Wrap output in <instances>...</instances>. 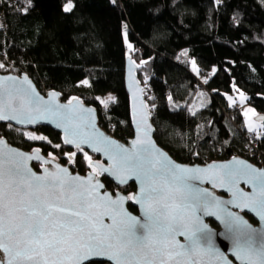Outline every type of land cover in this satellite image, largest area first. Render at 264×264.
<instances>
[{"label":"trees","instance_id":"trees-1","mask_svg":"<svg viewBox=\"0 0 264 264\" xmlns=\"http://www.w3.org/2000/svg\"><path fill=\"white\" fill-rule=\"evenodd\" d=\"M23 2L0 0L2 73L28 74L42 93L58 91L63 101L80 97L97 108L104 128L105 121L118 139L127 141L134 135L125 86L131 56L140 67L161 147L184 164L244 157L248 129L242 111L229 118L231 106L239 103L228 96L243 92L264 115V0H72L70 13L62 10L67 0H32L27 14L18 10ZM204 74L209 78L201 83ZM109 93L115 100L103 110L97 98ZM202 95L204 105L198 108ZM25 133L46 139L30 140ZM256 134L257 157L264 161V130ZM0 136L62 162L74 150L63 145L60 133L44 126L24 130L0 122ZM75 152L70 167L84 174L87 152ZM104 182L116 189L108 178ZM134 190L130 185L124 193ZM130 210L137 213L131 205Z\"/></svg>","mask_w":264,"mask_h":264},{"label":"snow or ice","instance_id":"snow-or-ice-1","mask_svg":"<svg viewBox=\"0 0 264 264\" xmlns=\"http://www.w3.org/2000/svg\"><path fill=\"white\" fill-rule=\"evenodd\" d=\"M32 6V0H24L18 10L27 14ZM74 7L67 0L62 10L70 13ZM124 36L126 40L127 33ZM3 68L5 64L0 63ZM193 68L197 70L194 61ZM82 83L88 85L87 80ZM56 96L51 93V99L45 101L27 77L23 81L0 78V121L32 124L50 117L63 129L64 143L75 144L80 151L82 144L102 145L95 150H102L111 163L108 167L93 163L84 153L92 169L88 177L74 176L59 165L55 171L45 167L37 174L29 161L50 163L39 150L29 155L0 148V264H98L101 260L111 264H203L205 256L216 258V264H228L214 249L204 216L225 225L232 234L233 254L242 264H264V240L257 244L251 225L228 208L247 209L264 220V171L235 158L232 163L206 168L174 163L153 142L147 112L136 120L137 135L125 147L97 132L94 110L83 108L78 98L59 105ZM112 99L108 97V101ZM108 101L100 103L107 107ZM249 131H255L251 123ZM25 135L30 140L46 139ZM3 143L0 139V145ZM68 156L70 163L76 162L75 152ZM102 173L117 177L119 183L138 180V193L116 194L115 198L107 191L101 193L104 185L96 177ZM205 181L211 189L225 188L231 199L224 200L199 186ZM242 181L252 186L251 193L240 188ZM125 201L140 205L141 216L130 214Z\"/></svg>","mask_w":264,"mask_h":264},{"label":"water","instance_id":"water-1","mask_svg":"<svg viewBox=\"0 0 264 264\" xmlns=\"http://www.w3.org/2000/svg\"><path fill=\"white\" fill-rule=\"evenodd\" d=\"M133 61L135 63H133ZM139 69H140V67L137 64V62L134 60V58L131 56H128L126 59V68H125V86H126L127 93L129 95L130 115H131V123H132V129H133L134 135L131 139H129L127 141H122V140L117 139V138L113 137L112 135H110L99 124V114H98L97 108L95 106H91V105L86 104L80 97L75 96L76 98H78L81 101L83 108L94 110V112H93L94 121L93 122L95 125V129L97 130V132L100 135H102L103 137H107L110 140H115L118 143L124 145L125 147H130V142L137 135L136 120L139 118V116L143 112H147L148 123L152 126V131L150 133V136H151L153 142L155 143L156 147L158 149H160L161 151H163L169 157V159H171L174 163L182 165V166H187V167L206 168L209 165H213V164L219 165V164L232 163L234 161V158H235V160L242 161L244 164L250 165L252 168H254L256 170L264 171V168H260L259 166L255 165L254 163H252L248 159H246L244 157H239V156H234L228 160L213 161V162H210L207 164H184V163L178 162L174 158V156L171 153H169L167 150H165L163 147H161L156 140V137H155L156 129H155L154 124L152 122V110H151L150 105L148 103V100L146 98V89L144 88V86H143V84L139 78V75H138ZM9 76L18 80V81H23L24 78L27 77V80L30 82L31 86L40 95V97H42L45 101H48L51 99V97H50L51 93L57 94L56 100H55L56 104L66 105L69 101V100L63 101L62 95L58 91H49L47 94L42 93L40 91L38 85L36 84V82L28 74L17 75V74H13V73L4 74V73L0 72V78L6 79ZM24 86L27 87V85H24ZM257 120L258 121H264V115L259 116ZM0 122L4 123V124H10L13 127H16L19 129H24V130H34L40 126L52 128L54 131L60 133L61 140H62V143L64 146L71 148V149H77L75 144L64 143L65 133H64L63 129L57 127L54 120H52V118H50V117L48 119L41 120V121H38V122L32 123V124L17 123L16 121H0ZM85 131H89V129H85ZM0 139H2L4 141V143L2 145H0V148H3L5 151H7L8 149H11L14 151L23 152L25 154L35 155V150H39V149H34L32 151H27V150H24L20 147H17V146L10 144L9 141L5 137L0 136ZM96 147L102 148V145H99V144H97V145L82 144L81 145V148L84 151L88 152L89 154H91L95 157H99L101 159V161H98L95 163H99V164H102L104 167H108L109 164L111 163V161L107 158V156L104 154V152L102 150L96 151L95 150ZM39 155L43 158V160L50 161V163L44 164L42 160H37V159H33V160L29 161L28 162L29 167L32 168V170L34 172H36L37 174H42L44 168L45 167L49 168V166H51V168H49V170L55 171L56 165H59L60 167H66L68 169L69 173L74 175V176L79 175L81 177H88L89 174L92 172V169H91V170L87 171L85 174H81L79 172L74 173L70 169L69 166H63L62 164H59V163L55 162L54 160L47 158L40 150H39ZM36 163L40 164V166H41L39 171L36 170L34 167V164H36ZM88 167H89V165H88ZM97 171H99V170H97ZM104 178H108L119 189H123V188L130 186V185H134L136 190L131 192V193H127V194L122 192L121 190H117V191L113 192L110 189H108L106 183L103 180ZM96 179L101 184L104 185V187L99 189V191L101 193L107 191L109 194L113 195V198L116 197V194H119L122 196H127L129 194L138 193V191H139V181L135 180V179L129 178V179H127V182L119 183L118 178L112 176L110 173H102V174L98 175L96 177ZM197 183H199V182H197ZM199 186L213 190L217 196L221 197L224 200L231 199V194L228 193L225 188L217 187L216 189H211V184L207 181H205L203 184H199ZM239 186L241 189H243L245 192H248V193H251L253 190L252 186L250 184H246L243 181L240 183ZM130 205L137 209V213L130 210ZM124 207L132 215L141 216V214H142V209H141L140 205H138L134 202L125 201ZM228 208L230 211L238 213L240 216H242L248 222L249 225H251V228L256 233L257 244H259V242L261 240H264V220H261L259 218V216H257L254 212H252L250 210L245 209L242 211L239 208H236V207L231 206V205H229ZM246 215L254 218V220L256 221V224H254L250 220V218ZM203 219H204V222L208 224V226L211 230L214 249L217 250L220 254H222V256L225 258V260L228 262V264H242V261L238 260L236 258V256L233 254L234 244H233L232 234L226 230L225 225L223 223H221L219 220H217L215 217L204 216ZM105 222L109 223L110 221H108L106 219ZM212 222L216 223L219 228H215L212 225ZM177 239L181 243L185 242L184 237L178 236ZM98 263L111 264V262H109L107 260H101ZM203 264H216V258L205 256V257H203Z\"/></svg>","mask_w":264,"mask_h":264},{"label":"rangeland","instance_id":"rangeland-1","mask_svg":"<svg viewBox=\"0 0 264 264\" xmlns=\"http://www.w3.org/2000/svg\"><path fill=\"white\" fill-rule=\"evenodd\" d=\"M125 33H127V28H126V27H124V34H125ZM124 38H125V36H124ZM125 42H126L127 45L130 44V42H129V37H128V33H127V39L125 40ZM195 68H196L197 70H194V68H193V63H192V70L194 71L195 74H198L199 71H198V67H197L196 63H195ZM0 72H1V71H0ZM241 93H243V92H241V91H240V92H235L234 95H230V96H228V100H229L231 103H239L240 105L248 104V97L243 93V97H244V98L242 99V97H241ZM109 96L113 97V99L110 100V101H108V97H109ZM229 98H231V100H230ZM100 100H106V101H108V103H107V107H105L103 104H101V108H102L103 110H106V108L109 107L110 102H112V101L115 100V95L112 94V93H109V94H106V95H104V96H100V97H99V101H100ZM204 101H205V97H204V95H202V99L200 100V102H199V104L197 105V107H198V108L203 107V105H204ZM249 109H252L253 111H252V112H249V111H248ZM246 112H247V115H245ZM243 116H244L245 125H246V127H247L248 129H249V124L251 123V125H252L253 128L255 129V132L260 133L261 131L264 130V121H258V120H257L258 117L261 116V115H260V112L257 110L256 107H254V106L248 104L247 107H246V108L244 109V111H243ZM99 124H100V122H99Z\"/></svg>","mask_w":264,"mask_h":264},{"label":"built area","instance_id":"built-area-1","mask_svg":"<svg viewBox=\"0 0 264 264\" xmlns=\"http://www.w3.org/2000/svg\"><path fill=\"white\" fill-rule=\"evenodd\" d=\"M4 21H5L4 16L0 15V22L3 23ZM208 78H209V75L204 74L203 77L201 78V83H204ZM45 94H47V93H45ZM247 105L248 104H244V105L233 104L231 106V109L229 110V113H228L229 118H233L235 110H239V111L243 112L244 109L247 107ZM106 110H107V108H106ZM103 124L106 125V128H104L101 124H100V126L103 127L109 134L116 137L114 135V126L111 124L105 123V121L103 122ZM244 135H245V139L247 141L246 152H245L244 158L248 159L249 161H251L255 165L259 166L260 168H264V161L259 160L257 157L260 138L258 137L256 132L249 131V130H246Z\"/></svg>","mask_w":264,"mask_h":264},{"label":"flooded vegetation","instance_id":"flooded-vegetation-1","mask_svg":"<svg viewBox=\"0 0 264 264\" xmlns=\"http://www.w3.org/2000/svg\"><path fill=\"white\" fill-rule=\"evenodd\" d=\"M103 128V127H102ZM111 135V134H110ZM114 137V136H113ZM116 138V137H115ZM118 139V138H117ZM131 139V138H130ZM73 150V149H72ZM77 150H79V149H77ZM73 152H75V149L71 152H69V154L70 153H73ZM76 153V152H75ZM87 154H88V156H90L91 157V159H92V162L93 163H95V162H98V161H101V159L99 158V157H95V156H93V155H91V154H89L88 152H87ZM45 155V154H44ZM47 158H49V159H51V160H54L55 162H57V163H59V164H62L63 166H69L70 167V165L72 164V163H70L69 161H66V160H63V162H62V160L60 161L59 159H57L56 157H55V155L54 154H47V155H45ZM54 158V159H53ZM75 159V158H74ZM89 165V164H88ZM34 167H35V169L36 170H40V168H41V166H40V164H34ZM49 168H51V166H49ZM70 169L75 173V172H77V171H74L71 167H70ZM89 170H91V168L90 167H88L87 168V170H86V172L87 171H89ZM85 172V173H86ZM84 173V174H85ZM104 180V179H103ZM109 189V188H108ZM111 190V189H110ZM117 190H121L122 192H124V188L123 189H119L118 187H116V189L115 190H111V191H113V192H115V191H117ZM135 190H136V188H135ZM134 190V191H135ZM133 192V191H132ZM131 193V192H130ZM246 216H248V215H246ZM249 218H250V216H248ZM212 225L215 227V228H219L218 227V225L216 224V223H214V222H212Z\"/></svg>","mask_w":264,"mask_h":264},{"label":"clouds","instance_id":"clouds-1","mask_svg":"<svg viewBox=\"0 0 264 264\" xmlns=\"http://www.w3.org/2000/svg\"><path fill=\"white\" fill-rule=\"evenodd\" d=\"M45 94V93H44Z\"/></svg>","mask_w":264,"mask_h":264},{"label":"crops","instance_id":"crops-1","mask_svg":"<svg viewBox=\"0 0 264 264\" xmlns=\"http://www.w3.org/2000/svg\"><path fill=\"white\" fill-rule=\"evenodd\" d=\"M248 129V128H247Z\"/></svg>","mask_w":264,"mask_h":264}]
</instances>
